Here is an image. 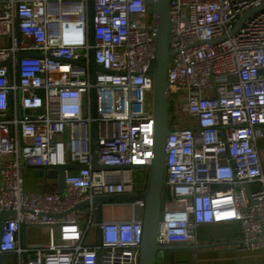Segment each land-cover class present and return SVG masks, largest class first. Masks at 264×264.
<instances>
[{"label":"built area","instance_id":"built-area-1","mask_svg":"<svg viewBox=\"0 0 264 264\" xmlns=\"http://www.w3.org/2000/svg\"><path fill=\"white\" fill-rule=\"evenodd\" d=\"M93 1L91 44L89 0H0V62L9 59L0 66V211L12 209L0 254L13 253L15 264H139L141 194L122 202L128 218L102 219L100 243L85 237L96 229L94 195L144 189L133 171L147 169L152 155L147 68L157 17L147 0ZM261 3L170 0L169 110L181 108L196 125H169L158 245L195 240L201 223L237 221L238 247H264L256 143L264 135V10L231 31ZM91 47L104 69L95 70L94 82ZM25 52L35 55L18 56ZM93 121L97 161L127 168L93 166ZM57 164L71 166L62 194L25 187L24 165ZM81 208L87 216L78 215ZM23 224L47 225V241L21 243Z\"/></svg>","mask_w":264,"mask_h":264},{"label":"water","instance_id":"water-1","mask_svg":"<svg viewBox=\"0 0 264 264\" xmlns=\"http://www.w3.org/2000/svg\"><path fill=\"white\" fill-rule=\"evenodd\" d=\"M90 1V28L89 36L90 43L95 42V36L93 35V0ZM150 2L156 13L157 21L155 27V38H154V58L150 61V64L147 68V72L152 75V105H153V122H154V132H153V146H152V155L151 161L147 164V180L144 186L143 191L135 192L128 191L122 193H110L103 195H94L92 198V203L94 202V212H95V221L97 229V238L96 242L100 243V222L103 219L102 207L104 202H110L111 200H122L128 199L131 197L138 196L141 194L145 200L143 207L142 215V238L140 243V252H139V264H155L157 253L168 248L171 245H158L157 244V235L159 233V218H160V205L162 197V186L164 179V169L166 166V142L167 135L170 130L168 117H169V104L167 99V65L171 61L173 56V51L169 48V26H170V0H147L146 4ZM257 10H264V3H261L257 6L251 7L246 12L240 16L234 27L233 31L241 21L246 18V16ZM93 47L90 48V71H91V81H95L96 69L104 70L100 65H98L94 60ZM23 54L35 55L32 52L19 53L18 56ZM9 59L1 60V64L8 62ZM92 113L96 115V106L95 102V89L92 86ZM93 124V166L97 168H127L128 164L118 165V164H105L99 163L96 159L97 151V139H96V130L97 124L96 121L92 122ZM35 169V174L44 175L52 178H58V190L60 194L63 193L64 186V177L63 172L65 168L71 167L69 164H57V165H39L32 166ZM89 203L88 200L81 201L75 205V207H83ZM74 207V208H75ZM12 212V209L0 211V238L2 235L3 229V219ZM25 225H22V229ZM3 255L0 254V264H2ZM96 264H99V259L97 258Z\"/></svg>","mask_w":264,"mask_h":264},{"label":"crops","instance_id":"crops-1","mask_svg":"<svg viewBox=\"0 0 264 264\" xmlns=\"http://www.w3.org/2000/svg\"><path fill=\"white\" fill-rule=\"evenodd\" d=\"M184 124L196 125L194 116L183 114ZM261 169L264 171V135L256 140ZM35 169L24 165L25 187L31 191L53 190L58 188V178L35 174ZM257 183L250 184L251 187ZM125 199L104 202L103 219L128 218L131 211ZM127 207V209H126ZM47 225H25L20 233L21 243L40 245L48 239ZM240 226L237 221L201 223L195 240L166 244L168 248L157 253L155 264H264V247H238ZM92 243V241H85ZM2 264H15L13 253L3 255Z\"/></svg>","mask_w":264,"mask_h":264},{"label":"rangeland","instance_id":"rangeland-1","mask_svg":"<svg viewBox=\"0 0 264 264\" xmlns=\"http://www.w3.org/2000/svg\"><path fill=\"white\" fill-rule=\"evenodd\" d=\"M184 120L185 119L183 118V112H182L181 108H178V110H177V108H175V107L173 108L172 107L171 110H169L168 122H169L170 126H176V125H179V124L183 125L184 124ZM133 173H134V176L136 177L137 180L138 179H143V181L142 180H139V181H140L141 185L145 186V183H146V180H147V177H148L147 169H145V170L138 169L137 170V168H134ZM127 207L129 208V206H127ZM127 207H126V209H127ZM77 213H78L79 216H87L86 210L82 209V208L79 209L77 211ZM88 230L89 231L87 232V235L85 237V241H92V243H93L94 241H96V229H95V226L90 227Z\"/></svg>","mask_w":264,"mask_h":264}]
</instances>
